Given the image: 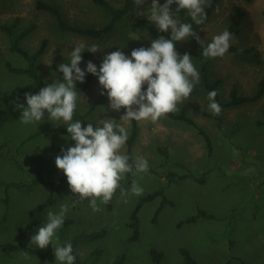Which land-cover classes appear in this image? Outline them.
Segmentation results:
<instances>
[{
  "label": "rangeland",
  "instance_id": "rangeland-1",
  "mask_svg": "<svg viewBox=\"0 0 264 264\" xmlns=\"http://www.w3.org/2000/svg\"><path fill=\"white\" fill-rule=\"evenodd\" d=\"M37 1L0 0V264H38L34 256L3 252L1 247L16 243L39 249L30 244V238L36 234L35 228L46 222L47 212L57 213L61 205H67L69 209L64 222H71L62 229V239L54 236L55 246L63 242L72 244L81 234L105 232L94 242L76 245L81 262L97 250L96 264H113L120 256L125 258L123 264H152L150 251L157 249L164 253L163 264H182L180 249L186 248L200 264H264V125L260 123L264 121V97L236 107H222L218 116L212 115L208 109L209 90L199 85L200 65L192 58L200 80L190 97L177 105L176 112L187 106L188 116L209 135L212 154L208 152L204 137L193 126L167 116L157 122L140 121L133 154L134 158L143 156L149 168L135 176L124 174L120 184L130 191L135 180L143 188L142 194L122 197L118 189L110 208L98 201L100 210L94 212L89 200L73 207L78 198L72 196L66 177L55 165L61 149L74 146L69 134L63 132L67 130V124L62 120H49L47 113L39 122H21L22 112L15 106L27 105L14 95V90L20 88L25 95L29 92L37 94L41 88L29 76L7 70L6 62L16 68H24L27 63L11 51L10 37L2 26H12L18 20L14 33L20 35L34 25L33 31L21 40L22 47L30 54L39 49L43 39L48 40L47 49L36 66L47 84L58 79L62 81L54 67L70 63V52L80 44L99 47V52L89 53L87 60L99 69L104 55L121 49L130 57L133 49L150 47L160 36L137 27L141 18L151 22V0L141 7H136L133 2L119 25L97 39L60 30L55 17L36 8ZM43 1L58 7L70 25L102 29L110 22L107 13L93 0ZM108 1L116 8H121L125 2ZM158 3L163 6L165 0H158ZM235 6H240L246 15L240 33L231 41L239 49L254 47L260 54L261 63L256 65L240 60L229 51L223 57H204L209 82L221 80L222 103L230 100L234 87L242 96H253L264 78V0L251 3L220 0L211 22L200 30V39L209 43L214 36L228 29ZM172 10L175 11L173 7ZM179 18L181 20L180 15ZM180 43L187 50H194L192 37ZM87 62L82 70L86 69ZM101 91L95 76L91 85L79 92L76 107L81 114H87L85 126L88 123L94 127L102 126V121L110 118L122 124L130 136L132 121L120 120L125 110H109L107 94L101 95ZM71 122L76 121L72 119ZM122 153L128 155L126 144ZM200 179L204 181L200 182ZM159 190L162 196L141 206L138 215L140 238L129 242L134 208L143 197ZM51 193L53 203L34 214L33 211ZM163 198L168 203L156 215ZM199 210L214 215L215 219L201 218L180 225ZM45 264L60 262L54 256Z\"/></svg>",
  "mask_w": 264,
  "mask_h": 264
},
{
  "label": "clouds",
  "instance_id": "clouds-1",
  "mask_svg": "<svg viewBox=\"0 0 264 264\" xmlns=\"http://www.w3.org/2000/svg\"><path fill=\"white\" fill-rule=\"evenodd\" d=\"M133 2L136 7H141L147 0ZM173 5L176 6L175 11L172 10ZM206 5L210 6V0H165L163 6L158 0H151V22L159 32L170 30V39H155L150 47L133 49L130 57L121 50L112 51L103 56L99 69L88 61L85 70L79 66L85 47L80 44L70 52V63L58 66L62 81L54 80L37 94L25 93L27 106H15L22 112L20 120L24 124L43 120L45 113L49 120H62L67 124V133L74 146L67 150L62 148L61 155L55 158V165L66 177L72 196L78 198L74 200L73 207L78 202L89 200L92 210L99 211L97 202L108 204L118 189L122 197L141 195L143 188L135 180L130 191L123 189L120 181L124 174L135 176L149 168L143 156L130 159L122 153L129 133L116 120L107 118L102 121V126L95 127L92 123L83 127L80 121L71 122L80 95L76 89L77 82L84 83L86 74L96 76L103 89L100 94H107L109 110H125L121 121L157 122L178 111L177 105L190 97L199 83L200 74L189 54L180 55L177 52V42L194 38L201 45V54L205 58L223 57L230 48L232 33L227 29L205 45L204 40L193 31L192 24L181 22L178 14L186 11L195 24H203L207 19ZM87 52L97 53L99 47L93 44ZM217 95L216 90H211L207 97L208 109L214 116L222 111L216 101ZM68 210L67 205H61L57 213L48 211L46 222L30 238V244L42 250L51 244L60 264H74L76 259L70 242L55 246L53 241Z\"/></svg>",
  "mask_w": 264,
  "mask_h": 264
},
{
  "label": "trees",
  "instance_id": "trees-1",
  "mask_svg": "<svg viewBox=\"0 0 264 264\" xmlns=\"http://www.w3.org/2000/svg\"><path fill=\"white\" fill-rule=\"evenodd\" d=\"M220 0H212L210 3V6H207L205 8V11L207 13V19L203 24L197 25L195 24L188 13L186 11H182L179 13L181 16L182 23H190L192 24L193 31L199 35L200 30L207 26L211 22V18L213 16V13L218 5ZM249 3L253 2L254 0H247ZM94 4L100 7L101 9L104 10L105 13L110 17V22L103 27L102 29H96V28H83V27H78L74 25H70L67 23L60 12V9L56 7L55 5L45 2L43 0H38L36 2V8L38 10H42L44 12H47L51 14L53 17L57 19L58 25L60 27V30L65 31V32H71L80 36H86L89 38H100L103 36V34L110 33L112 32L118 25L119 23L127 16V14L130 12L133 0H125L124 5L121 8H116L114 7L108 0H93ZM175 9V5L172 6ZM246 13L245 11L240 7V6H235L233 8V12L231 14V22L228 27V31L232 33V38L234 36H237L240 31H241V23L243 18L245 17ZM18 20L15 21V23L12 26L8 25H3L2 30L5 31L11 41V51L22 56L24 60L27 63V66L24 68H16L13 67L10 62H6V68L9 72L14 73V74H20V75H27L29 76L35 83L38 85L40 88L44 87L47 85L46 81L43 79V77L37 72L36 66L38 61L41 59L43 54L45 53L47 46H48V40L43 39L42 43L39 47V49L33 53L30 54L28 51H26L22 45H21V40L27 37L35 28L34 25H31L27 27L24 31L21 32L20 35H15L14 30L17 26ZM137 27L143 31H146L150 34L157 35L160 37H164L166 39H170V32L167 33H162L159 32V30L156 28V26L149 22L147 19L141 18L137 22ZM200 37V36H199ZM232 40V39H231ZM230 40V48L229 52L232 53L234 56L239 58L240 60L252 63V64H260L261 63V58L259 52L254 48L250 47L248 49H239L237 48L232 41ZM210 43V42H209ZM192 44L194 46V50L190 51L184 48V46L180 43L177 42L176 44V50L180 55H183L185 53L189 54L192 58H195L200 65V72H201V83L199 84L200 86H204L207 88L209 91L211 90H216L218 92V95L216 97V101L219 103L221 108L225 107H236L240 106L242 104L248 103V102H257L261 100L264 97V78L260 81L258 85V89L256 93L253 96H242L240 95L237 87H234L230 93V100L227 103H222L220 101V92H219V85L221 84V80L218 79L215 82L211 83L208 80L207 77V61L204 59V57L201 54V45L196 42L194 38H192ZM207 43H205L206 45ZM88 47L86 46L83 50L82 53V61L81 64L79 65L80 68L83 67V65L87 62L89 53ZM121 50V49H117ZM124 52L125 55L129 56L128 53L124 50H121ZM55 70L59 73L58 67H54ZM62 76V73H59ZM95 76L91 74H86L85 77V82L82 83L81 85L76 84V89L78 93L82 90H86L92 83L93 79ZM146 90V88L144 89ZM14 95L18 97L19 99L25 100V95L22 89L16 88L14 90ZM188 108L187 106H182L179 112H174L170 113L167 115V117L184 122L187 125L195 127L199 133L204 137L207 149L209 154H212V142L209 137V135L199 126L196 124V122L188 116L187 114ZM207 115V114H206ZM87 114H81L79 110L76 109L74 110L73 114V119L75 121H80L82 122V126H85V119H86ZM262 125H264V121L260 122ZM65 134L67 133V130L63 131ZM140 128L138 125L137 121L132 120V130L131 134L126 142L127 145V154L130 157V159L134 158L133 154V146L135 142L137 141V138L139 136ZM58 149L59 147L54 144ZM195 179H198L195 177ZM200 182H203V179L199 180ZM163 193L161 190L156 191L152 194H149L145 197H143L137 204V206L134 208L131 218H130V228L132 230V234L129 237V242L133 243L137 241L140 238V221H139V211L141 206L153 200L154 198L158 196H162ZM85 201V200H84ZM53 203V193L49 195L47 200L41 204L37 209L33 211L34 214L40 213L43 210H45L49 205ZM167 200L165 198L162 199V204L159 207V209L156 211V215L161 211V209L167 204ZM108 208L111 207V201L107 204ZM215 219V216L204 211V210H199L196 215L191 216L190 218L186 219L185 221H182L180 225H183L184 223H193L196 222L199 219ZM71 221H65L60 229L57 230L56 235H58L62 239V229L66 227ZM40 226L36 227L35 230L37 232L38 228ZM105 232L100 231V232H95L91 234H81L78 237L75 238V240L72 243L73 246V255H75L76 259L74 261V264H96L98 258H99V251L95 250L92 252L90 257L86 259L84 262H81L80 259L78 258L76 254V245L80 243H85V242H94L104 236ZM67 242L61 243L60 246H64ZM3 252H22L30 256H34L38 259V264H45V262L49 259L54 257V250L53 247L50 246L48 249L45 251L36 249L34 247H31L27 244H16V243H6L2 245L1 247ZM180 253L182 255V264H200L191 254V252L186 249V248H181ZM150 256H151V261L152 264H163V259H164V253L162 251H159L157 249H152L150 251ZM124 257L120 256L115 259L113 264H123L124 263ZM244 264V263H243Z\"/></svg>",
  "mask_w": 264,
  "mask_h": 264
}]
</instances>
